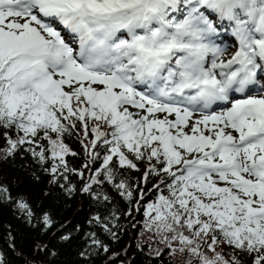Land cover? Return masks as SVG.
Returning <instances> with one entry per match:
<instances>
[{
	"label": "snow or ice",
	"instance_id": "obj_1",
	"mask_svg": "<svg viewBox=\"0 0 264 264\" xmlns=\"http://www.w3.org/2000/svg\"><path fill=\"white\" fill-rule=\"evenodd\" d=\"M229 28L237 50L225 60L213 38ZM258 69L264 70V0H0V128L22 133L8 139V155L35 144L39 151L28 150L42 164L53 160L55 176L61 166L68 170L64 157L75 155L64 134L79 122L88 139L91 123L85 150L101 163L83 191L100 199L92 186L106 181L131 199L116 170H139L129 154L147 159L145 182L164 173L154 187L166 185L168 194L161 192L145 214L154 213L158 228L199 264H239L216 250L221 244L264 264ZM220 104L230 106L213 110ZM0 199L31 222L35 212L22 195L0 187ZM43 224L52 227L47 213Z\"/></svg>",
	"mask_w": 264,
	"mask_h": 264
},
{
	"label": "trees",
	"instance_id": "obj_2",
	"mask_svg": "<svg viewBox=\"0 0 264 264\" xmlns=\"http://www.w3.org/2000/svg\"><path fill=\"white\" fill-rule=\"evenodd\" d=\"M90 128L91 123L88 139L79 122L75 129L64 134V144L75 155L64 157L68 170L61 166L55 176L50 171L53 160L47 159L42 164L28 150L36 148L35 144L18 145L8 155V139L16 140L22 133L14 128H0V187L9 189L13 198L22 195L35 212L29 222L13 202L0 199V264H199L198 258L187 250L180 251L182 246L171 239V232L158 228L151 218L154 213L145 214L147 205L156 201L161 192L168 194L166 185H160V191L154 187L160 184L164 173L150 174L145 182L147 159L135 161L129 154L139 170H116L117 182L124 180L133 193L131 199L106 181L92 186V193L100 199L83 191L101 163L93 161L85 150L91 137ZM38 143L48 147L46 140ZM97 151L102 158L103 147ZM152 163L156 164L155 160ZM104 196L108 199L104 200ZM44 213L52 220L51 228L43 224ZM96 216L99 221L94 219ZM177 230L190 235L186 229ZM64 236L69 239L64 240ZM216 250L226 259L236 256L239 264H251V256L226 244ZM202 251L211 255L206 246Z\"/></svg>",
	"mask_w": 264,
	"mask_h": 264
},
{
	"label": "rangeland",
	"instance_id": "obj_3",
	"mask_svg": "<svg viewBox=\"0 0 264 264\" xmlns=\"http://www.w3.org/2000/svg\"><path fill=\"white\" fill-rule=\"evenodd\" d=\"M21 22H23V21H21ZM229 34H230V28H229ZM119 35V34H118ZM125 38H126V36H124ZM230 37V36H229ZM216 39V37H214L213 38V40H215ZM233 44H236L235 42L233 43ZM130 111H136V109H130ZM174 117H171V119H173ZM196 118H198V116L196 117ZM92 138V134H91V137H90V139Z\"/></svg>",
	"mask_w": 264,
	"mask_h": 264
}]
</instances>
